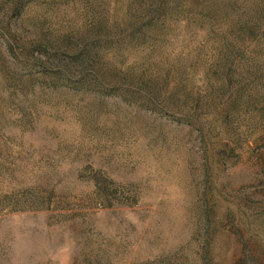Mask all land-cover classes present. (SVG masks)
<instances>
[{
	"label": "rangeland",
	"instance_id": "rangeland-1",
	"mask_svg": "<svg viewBox=\"0 0 264 264\" xmlns=\"http://www.w3.org/2000/svg\"><path fill=\"white\" fill-rule=\"evenodd\" d=\"M0 264H264V0H0Z\"/></svg>",
	"mask_w": 264,
	"mask_h": 264
}]
</instances>
